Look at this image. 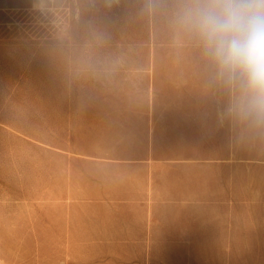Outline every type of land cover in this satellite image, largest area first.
Masks as SVG:
<instances>
[{
	"label": "rangeland",
	"instance_id": "obj_1",
	"mask_svg": "<svg viewBox=\"0 0 264 264\" xmlns=\"http://www.w3.org/2000/svg\"><path fill=\"white\" fill-rule=\"evenodd\" d=\"M170 4L0 0V264H264V129Z\"/></svg>",
	"mask_w": 264,
	"mask_h": 264
},
{
	"label": "clouds",
	"instance_id": "obj_2",
	"mask_svg": "<svg viewBox=\"0 0 264 264\" xmlns=\"http://www.w3.org/2000/svg\"><path fill=\"white\" fill-rule=\"evenodd\" d=\"M167 15L175 42L229 90L228 117L264 129V0H171Z\"/></svg>",
	"mask_w": 264,
	"mask_h": 264
}]
</instances>
